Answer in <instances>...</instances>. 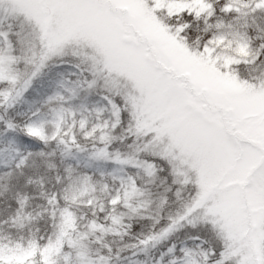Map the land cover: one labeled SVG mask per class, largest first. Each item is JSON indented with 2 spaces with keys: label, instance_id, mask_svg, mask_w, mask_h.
I'll use <instances>...</instances> for the list:
<instances>
[{
  "label": "snow or ice",
  "instance_id": "6c2138e0",
  "mask_svg": "<svg viewBox=\"0 0 264 264\" xmlns=\"http://www.w3.org/2000/svg\"><path fill=\"white\" fill-rule=\"evenodd\" d=\"M0 264H264V0H0Z\"/></svg>",
  "mask_w": 264,
  "mask_h": 264
}]
</instances>
